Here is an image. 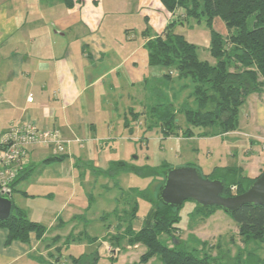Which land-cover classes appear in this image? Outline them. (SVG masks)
Here are the masks:
<instances>
[{"label":"crops","instance_id":"obj_1","mask_svg":"<svg viewBox=\"0 0 264 264\" xmlns=\"http://www.w3.org/2000/svg\"><path fill=\"white\" fill-rule=\"evenodd\" d=\"M104 3V0H74L73 6L67 7L62 0H0V136L11 123L29 121L40 128L57 130L66 141L61 159H53L56 156L47 147L31 148L23 177L14 184L11 194L14 205L30 220L45 228H56L58 234L46 238L45 232L42 238H37L30 233L26 242H7L8 232L0 228V264H69L70 256L91 254L90 250L75 249L83 246L78 242L89 226L92 191H99L101 196L117 186L128 199L133 194L140 196L145 188L154 191L157 179L154 176H145V187L141 190L115 182L124 172L138 175L134 169L139 166L153 168L117 161L105 151L115 153V139L125 138L126 132L130 135L135 128L138 131L135 126L138 109L153 116L155 102L168 98L156 94V88L163 85L166 91L174 89L167 83L170 78L162 75L161 67L149 66L144 47L148 38L164 31L172 16L160 0H135L136 15L143 17V30L148 27L149 37L141 33L138 40L132 26L125 29L122 38L119 33L101 30L106 17ZM113 3V7L119 4L117 0ZM253 94L257 131L243 134L251 137V148L253 143L264 142V96ZM28 97L33 100L29 102ZM171 98L175 100L174 94ZM240 122L239 116L236 130L221 135L243 133ZM215 167L234 166H214L209 174ZM235 167L244 172L243 167ZM262 167L264 163H253L248 176L259 175ZM14 195L30 202L17 204ZM113 199L117 198L110 200ZM132 200L131 204L125 203L128 209L122 212L117 206L110 211L97 210L96 220L100 222L111 212L117 218V222L102 229L103 238L110 235V241L127 240L124 234L117 235L121 237L117 239L112 233L126 226L118 223L119 216L130 214L137 203ZM215 212L200 223L206 225ZM65 227L67 230L63 232ZM140 227L133 228L137 231ZM74 231L79 235L73 236ZM71 237L77 238L70 243ZM86 239L97 241L98 237L93 234ZM140 247L128 245L129 250ZM116 254L110 243L103 258L114 260ZM133 258L141 264L139 258ZM155 263L160 264L158 260Z\"/></svg>","mask_w":264,"mask_h":264},{"label":"trees","instance_id":"obj_2","mask_svg":"<svg viewBox=\"0 0 264 264\" xmlns=\"http://www.w3.org/2000/svg\"><path fill=\"white\" fill-rule=\"evenodd\" d=\"M62 1L67 7L74 4V0ZM160 2L172 17L161 34L146 41L144 47L147 51L148 64L168 69V73H164L167 78H171L170 72L173 70L179 79L189 80L192 91L179 110H175L171 102L155 106L154 124L159 126L163 137L213 136L236 130L240 110L248 95L257 93L264 96V0H160ZM202 16L210 28L209 51L215 59L214 64L200 60L197 46L188 41L183 34L174 31L175 25L183 24V20L189 17L200 20ZM215 17H220L224 22L225 34L212 29L211 24ZM148 31V27H145L142 33L148 36ZM187 86L186 83L183 85L184 88ZM176 112L184 113L186 128H182L175 120ZM200 128L203 131L196 133L195 130ZM61 156L57 155L53 159H61ZM165 168L167 166L164 165L158 171L142 167L134 170L144 177L161 176L162 180L158 185L160 186L163 182L162 170ZM263 170L264 167L259 175ZM22 173L23 170L12 185L10 199L14 184L23 177ZM259 175L250 177L243 173L242 168L234 166L215 167L211 174L202 177L220 178L225 185L223 196H233L244 192ZM141 195L145 194L141 191ZM150 200L153 204L152 209L142 219L139 230L135 231L132 225L137 218V203L129 215L126 212L121 216L120 221L126 224L123 234L127 237V242L130 245L140 244L145 247L144 253L139 257V263L147 264L150 259L157 257L160 264H218L216 258L210 256L205 249L209 245L206 241L201 243L204 251L202 255L197 253L198 249L188 250L181 247V241L175 233L179 230L180 209L184 202L175 208L159 202L155 195ZM217 209L220 208L196 204L195 212L204 220ZM227 215L235 223L237 235L244 245L255 242L261 247L264 244V205L246 204ZM0 228L7 230V242L14 240L26 242L30 233L42 238L46 231L42 224L30 220L14 203L10 217L0 221ZM168 237L175 239L176 243L168 244ZM76 238L72 237L71 240ZM98 259L97 252L81 254L76 257L70 256L69 264H96ZM255 264H264V260L258 257Z\"/></svg>","mask_w":264,"mask_h":264},{"label":"rangeland","instance_id":"obj_3","mask_svg":"<svg viewBox=\"0 0 264 264\" xmlns=\"http://www.w3.org/2000/svg\"><path fill=\"white\" fill-rule=\"evenodd\" d=\"M104 2L106 17L101 25V30L104 32L112 31L113 33H119V35H122V38H124L125 29L134 26V28H131L133 30L132 32H134L138 40H140L144 28V20L141 15H136L135 0H117L119 3L117 7H113V0H104ZM182 23L183 24L175 25L174 31L183 34L188 41L197 46L198 57L200 60L214 64L215 59L211 56L209 51L210 28L206 23L205 17L202 16L200 20L194 17H189L188 19L183 20ZM211 27L221 34H225L226 32L225 24L220 17H215L212 20ZM161 69L163 76L165 72L168 73V69L165 68L164 70L162 67ZM170 73L171 78L167 83L173 85L174 89L172 91H166L163 85H160L159 87L157 86L158 88L155 89L156 94H164L165 98H168H166L167 100L165 99V101L160 99L158 102H155L156 105H154L157 106L158 103L161 102L164 104L171 102L173 108L179 110L182 103L187 101L186 95L192 91V88L189 80L179 79L173 70ZM185 83L188 86L184 88L183 85ZM172 94L175 96L174 101L171 98ZM254 97V94L248 95L246 104L243 105L240 110L239 116L241 117V122L239 129L243 133L232 132L231 134L220 135L218 137H212L210 135L204 138L195 135L193 136L194 138L191 139H189L190 137L185 139L163 137L159 126L154 124L155 117L151 114L149 116V114L144 113L143 110L141 111L138 109V116L135 122L138 131L135 128L130 135L126 132L127 135L125 138L115 139V153L106 150L105 154H111V158H114L117 161L128 163L133 166L142 164L141 166L145 167L146 165L154 168L156 171L160 170L164 165L176 168L192 163L202 175L209 174L214 166L221 165L241 166L244 168L243 173L248 175L252 172L253 163H258L259 165L264 163V148L261 149L264 142L253 143L251 148V137L243 135L245 133L250 134L251 132L257 131V119L256 116L254 117L252 106ZM175 120L178 121L182 128H186L187 123L184 113L176 112ZM247 120L250 122L249 125L247 124ZM199 131H203V129L200 128L195 130L196 133ZM45 154L47 155L48 153L45 152ZM128 172L129 173H121L120 178L116 177V180L114 181H117L120 184L140 188V190L145 187L146 177L139 174L136 175L133 171ZM156 178L153 192L146 188L142 191L143 194L149 196L148 199L145 195L141 194L140 196L133 194L131 199H128L126 194H123L117 186L112 188L108 193L102 192L101 196H99V191L90 192L92 198L90 201V215L88 214L89 226L86 232L83 233L82 240L78 242L83 243V246L74 249L81 250L82 252L85 250V252H89V250L91 253L97 252L99 257L98 264H134L136 261H134L133 257L138 259L141 254L144 253L145 247L142 246L138 249L129 250V244L124 238H121V241L116 239V241H110V235L103 238L104 231L102 229H104L106 225L114 224L117 218L114 216L115 214L113 215V212H111L100 222L99 220H96L98 219V216L95 214L98 209L100 210L103 208L106 210L109 208L108 210L110 211L114 206H117L118 210L122 212L125 209H128L125 203H129L130 200L133 199V202L138 203V210L137 218L133 221L132 225L133 227L138 228L142 223V219L152 209L153 204L150 199L152 196H156L157 187L162 180L161 176H157ZM113 197L117 198L116 201L115 199H113V201L110 200ZM18 199H20V201ZM14 200H16L17 204L22 205H26L30 202V200H21L19 196L15 195ZM195 209L196 204L188 200L184 201L180 209L181 221L178 223L179 230L175 234H177L176 236L179 241H181L182 248L188 250L198 249L197 253L202 255L204 251L202 250L203 245L201 243L202 241H206L209 245L207 247L208 249H205L209 252L210 256L216 258L218 264H234L236 262H239L240 264H255L256 258L259 257L264 259V244L261 247H258V243L255 242H249L244 245L237 235L235 223L226 212L217 209L212 216L214 218L211 219L210 217L211 220H208L207 224L203 225L204 222L200 223L203 221V217L196 213ZM116 216L118 217V215ZM215 217L221 219L216 220ZM119 219L118 223L125 224V222H120L121 216H119ZM77 224H79V222H77ZM56 230V228H46V238H51L54 234H58V231ZM65 230H67V227H65L63 232H66ZM123 230L113 231V237L123 235ZM93 234L95 237H98L97 241L86 239V236H93ZM78 235L79 234L74 231L73 236ZM71 238L69 240H71ZM167 239L168 244L174 243L175 239L170 237ZM167 239L163 238V240ZM72 241L74 240H71L70 243ZM110 243H112V248L117 251V257L114 260L103 258L107 251V246ZM215 244L217 246H215ZM210 245L214 246L211 247ZM74 247H76V244ZM156 260H158L157 257H153L148 261V264H156ZM137 262L135 264H137Z\"/></svg>","mask_w":264,"mask_h":264},{"label":"water","instance_id":"obj_4","mask_svg":"<svg viewBox=\"0 0 264 264\" xmlns=\"http://www.w3.org/2000/svg\"><path fill=\"white\" fill-rule=\"evenodd\" d=\"M162 176L156 199L170 207H179L188 200L202 207L215 206L231 213L246 204L264 205V170L244 192L233 196H223L225 185L220 178L202 177L200 171L191 165L167 167L162 170ZM12 205L9 194L0 195V221L10 217Z\"/></svg>","mask_w":264,"mask_h":264},{"label":"built area","instance_id":"obj_5","mask_svg":"<svg viewBox=\"0 0 264 264\" xmlns=\"http://www.w3.org/2000/svg\"><path fill=\"white\" fill-rule=\"evenodd\" d=\"M28 97V101H32ZM66 141L53 128H40L34 122L11 123L0 136V195L10 194L12 185L24 169L29 150L47 147L51 155L64 152Z\"/></svg>","mask_w":264,"mask_h":264}]
</instances>
